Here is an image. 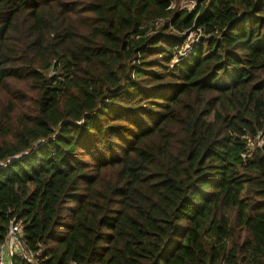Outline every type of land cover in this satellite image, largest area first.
I'll use <instances>...</instances> for the list:
<instances>
[{"label":"trees","instance_id":"16d2710c","mask_svg":"<svg viewBox=\"0 0 264 264\" xmlns=\"http://www.w3.org/2000/svg\"><path fill=\"white\" fill-rule=\"evenodd\" d=\"M177 1L0 0L13 264H264V0Z\"/></svg>","mask_w":264,"mask_h":264},{"label":"built area","instance_id":"2783aa9c","mask_svg":"<svg viewBox=\"0 0 264 264\" xmlns=\"http://www.w3.org/2000/svg\"><path fill=\"white\" fill-rule=\"evenodd\" d=\"M179 1H180L179 7L181 9H189L190 11L193 12L198 10V8L202 7L204 1L209 2L212 0H179ZM175 3L173 4V7H176ZM194 34L198 38V35L195 31H191L189 33V37ZM191 46L189 45L186 46V49H184L185 55L189 53V51L191 50ZM4 167L5 165L0 163V168H4ZM23 239H24V233H23L22 224L17 222L15 219L12 220L10 222L6 242L0 246V264H6L7 260H8V264H11V258H13L14 256H17L20 259L26 260L30 263H35L36 257H39L41 253L35 254L32 252H28L25 248ZM16 246H18L19 248L16 249Z\"/></svg>","mask_w":264,"mask_h":264},{"label":"rangeland","instance_id":"374dc122","mask_svg":"<svg viewBox=\"0 0 264 264\" xmlns=\"http://www.w3.org/2000/svg\"><path fill=\"white\" fill-rule=\"evenodd\" d=\"M179 5H180V1H178V2H176L175 3V6L176 7H179ZM185 36V35H184ZM186 37V36H185ZM188 37V40H187V43H189V45L191 46L192 44H194V43H197L198 42V40L200 39V38H197L196 37V35L194 34V35H192V36H187ZM30 95H29V99H30V101L27 103V107H26V109H25V113L26 114H30V115H35L36 114V106H35V99L37 98V93H29ZM24 112L23 111H21L20 113H18L16 116H15V119H14V127H15V129H17L18 128V121H17V117L19 116V115H22V114H24ZM3 139L2 138H0V142L2 141ZM255 147H253V149H254ZM19 247L18 246H16V249H18ZM6 264H8V260L6 261Z\"/></svg>","mask_w":264,"mask_h":264},{"label":"water","instance_id":"95a60500","mask_svg":"<svg viewBox=\"0 0 264 264\" xmlns=\"http://www.w3.org/2000/svg\"><path fill=\"white\" fill-rule=\"evenodd\" d=\"M11 264H13V258H11Z\"/></svg>","mask_w":264,"mask_h":264}]
</instances>
